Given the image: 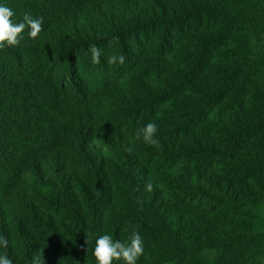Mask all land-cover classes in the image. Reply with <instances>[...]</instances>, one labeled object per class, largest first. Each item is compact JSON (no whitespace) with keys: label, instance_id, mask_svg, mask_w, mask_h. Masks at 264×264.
<instances>
[{"label":"trees","instance_id":"trees-1","mask_svg":"<svg viewBox=\"0 0 264 264\" xmlns=\"http://www.w3.org/2000/svg\"><path fill=\"white\" fill-rule=\"evenodd\" d=\"M0 5L43 17L0 49V254L96 264L134 227L137 264H264V0Z\"/></svg>","mask_w":264,"mask_h":264},{"label":"clouds","instance_id":"clouds-1","mask_svg":"<svg viewBox=\"0 0 264 264\" xmlns=\"http://www.w3.org/2000/svg\"><path fill=\"white\" fill-rule=\"evenodd\" d=\"M14 12L11 8L0 5V49L19 45L22 34L27 29V35L31 40H35L43 31V17L34 18L30 14H25L21 22H14L12 17ZM117 39V38H114ZM91 54V63L93 65L101 62L102 55L100 49L95 45L88 48L86 55ZM125 56L123 54L110 55L107 58L109 65L124 64ZM158 126L154 122H148L143 127L136 129L135 139L142 140L149 146H159V140L156 139ZM132 151L131 147L125 149ZM147 192L154 190L152 182L145 185ZM8 240L0 236V248L7 249ZM143 240L139 232L133 227L131 236L127 243L119 240H113L111 235H101L95 241L94 257L96 264H113V261H122L123 264H137L138 258L143 254ZM0 264H13L8 257L7 252L0 254Z\"/></svg>","mask_w":264,"mask_h":264}]
</instances>
